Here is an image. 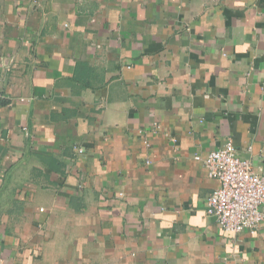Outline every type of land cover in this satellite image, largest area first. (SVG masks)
I'll return each instance as SVG.
<instances>
[{
	"label": "crops",
	"instance_id": "crops-1",
	"mask_svg": "<svg viewBox=\"0 0 264 264\" xmlns=\"http://www.w3.org/2000/svg\"><path fill=\"white\" fill-rule=\"evenodd\" d=\"M0 92V264H264L194 158L264 175V0H0Z\"/></svg>",
	"mask_w": 264,
	"mask_h": 264
},
{
	"label": "built area",
	"instance_id": "built-area-1",
	"mask_svg": "<svg viewBox=\"0 0 264 264\" xmlns=\"http://www.w3.org/2000/svg\"><path fill=\"white\" fill-rule=\"evenodd\" d=\"M3 95L0 92V101ZM82 153L83 148H76ZM194 158L219 185L206 198L205 210L218 226L230 233L253 231L264 223V175L249 159L241 158L230 138L217 149Z\"/></svg>",
	"mask_w": 264,
	"mask_h": 264
}]
</instances>
